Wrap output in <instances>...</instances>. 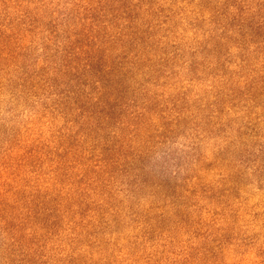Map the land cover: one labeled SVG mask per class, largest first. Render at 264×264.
<instances>
[{
    "label": "rangeland",
    "instance_id": "374dc122",
    "mask_svg": "<svg viewBox=\"0 0 264 264\" xmlns=\"http://www.w3.org/2000/svg\"><path fill=\"white\" fill-rule=\"evenodd\" d=\"M0 264H264V0H0Z\"/></svg>",
    "mask_w": 264,
    "mask_h": 264
}]
</instances>
